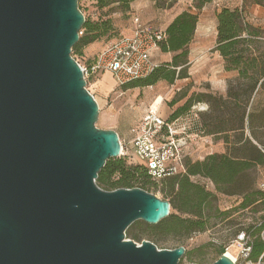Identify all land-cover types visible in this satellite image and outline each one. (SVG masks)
Segmentation results:
<instances>
[{
  "label": "water",
  "instance_id": "1",
  "mask_svg": "<svg viewBox=\"0 0 264 264\" xmlns=\"http://www.w3.org/2000/svg\"><path fill=\"white\" fill-rule=\"evenodd\" d=\"M79 0H0V264H178L185 247L125 239L155 225L168 200L96 183L121 155L115 130L72 56ZM212 264H234L222 253Z\"/></svg>",
  "mask_w": 264,
  "mask_h": 264
},
{
  "label": "trees",
  "instance_id": "2",
  "mask_svg": "<svg viewBox=\"0 0 264 264\" xmlns=\"http://www.w3.org/2000/svg\"><path fill=\"white\" fill-rule=\"evenodd\" d=\"M91 1L99 8L117 3L128 10L132 0ZM193 1L199 10L210 0ZM252 5L264 8V0H243L241 7H223L217 13L213 50L222 57L224 70L235 71L237 76L229 82L226 96L213 92L199 95L200 100L209 104L206 111L200 112L204 134L223 139L229 146L228 151L208 153L203 159L197 160L187 156L184 159L185 172L159 180L152 178L143 164L127 162L126 156L111 158L99 172L96 182L108 191L134 187L146 191L158 189L164 199L170 202L169 215L155 225L140 221L156 241L164 236L188 238L210 229L216 220L227 219L233 211H248L253 222L246 227L240 225L250 238L248 260L263 264L264 190L256 187L252 169L264 164V152L244 137L245 122L256 138L264 126V28L245 22L243 16L247 7ZM197 23L198 13L185 10L178 14L166 27V38L160 43V51L173 54L171 60L160 62L145 78L129 81L122 86L146 87L160 80L173 83L175 79L185 78L188 45L193 40ZM110 28L108 20L93 22L86 17L79 41L72 48V55H81L85 46L104 36ZM191 103V99L186 100L170 113L169 118L175 119L186 113ZM174 104L175 101L170 102L171 106ZM227 112L230 115L226 118ZM230 132L234 133L233 141H230ZM208 182L213 184V189H208ZM218 195L236 196L240 201L231 209L221 211L217 205ZM261 211L263 213L256 216ZM132 236L139 239L136 234L132 233ZM222 253L224 248L220 250L217 259ZM189 255L190 252L186 250L183 257Z\"/></svg>",
  "mask_w": 264,
  "mask_h": 264
},
{
  "label": "rangeland",
  "instance_id": "3",
  "mask_svg": "<svg viewBox=\"0 0 264 264\" xmlns=\"http://www.w3.org/2000/svg\"><path fill=\"white\" fill-rule=\"evenodd\" d=\"M242 3L243 0H210L198 10L195 7L196 2L193 0H132L129 9L125 10L122 5L117 3L99 8L91 0H79L78 5L85 18L87 17L93 22L108 20L111 25L110 30L104 36L85 46L81 55H72L81 66L87 68L94 63L97 55L106 45L130 34L135 16L140 17L144 22L165 28L173 16L181 11L188 10L198 13V32L188 45L185 78L175 79L173 83L160 80L152 86L124 88L112 77L104 80L101 72L89 73L85 76L86 87L94 96L99 107L96 127L104 130L117 129L123 133L125 129L128 130L132 127L143 111L152 104L159 105L161 103V115L167 117L188 99L192 100L190 109L198 103L206 104L209 107L206 101L199 99L201 93L213 92L226 96L229 82L236 78L237 73L225 71L222 57L213 50L217 33L216 15L223 7H241ZM257 9L260 12L253 11L251 16L246 9L243 14L244 21L264 28V8L258 7ZM172 55V53L170 56L159 55L158 59L161 63H166L171 60ZM172 101H175L173 106L170 105ZM228 114L229 112L225 114L226 118ZM229 135L230 141H233L234 133L230 132ZM257 136L258 138L252 134L248 123L245 122L244 137L250 139L264 152V126L258 131ZM228 147L223 139L213 137L212 145L207 151L223 153L228 151ZM130 152L129 149L126 155L127 162L138 163ZM193 153L190 156L193 160L203 159L206 155L198 158L197 156L201 152L197 148L193 150ZM252 172L256 177V187L264 190V164L256 165ZM196 180L198 179L196 178ZM200 181L203 182L201 179ZM208 187V189H213L210 185ZM148 192L164 199V195L158 189L151 188ZM239 201L236 196L218 195L217 205L221 211H224L236 206ZM171 212L177 213L174 210ZM261 213L263 211L258 212L256 216ZM140 221L134 222L126 230L125 239L133 240L137 244H141L142 240H148L153 242L158 249L184 246L190 255L182 257L178 264H212L222 248H224V252H230L237 258V264H245V261L239 256V248L234 240L236 234L245 232L240 225L246 227L253 222L252 215L248 211L243 213L233 211L227 219L216 220L210 229L184 239L164 236L156 241L151 237L150 230ZM132 233L136 234L139 239L133 238Z\"/></svg>",
  "mask_w": 264,
  "mask_h": 264
},
{
  "label": "built area",
  "instance_id": "4",
  "mask_svg": "<svg viewBox=\"0 0 264 264\" xmlns=\"http://www.w3.org/2000/svg\"><path fill=\"white\" fill-rule=\"evenodd\" d=\"M165 38V28L135 16L129 35L106 45L89 68L80 66L85 76L109 72L119 85H124L145 78L159 66L160 61L155 54L160 51V43ZM160 106L161 103L156 107L153 104L148 106L130 128V140L120 141V157L126 156L130 149L137 162L143 164L148 174L157 180L185 172L184 159L191 156L195 148L200 150V156L212 153L207 151L212 138L204 134L200 120V112L208 109L206 104L198 103L175 119L163 117ZM234 241L245 264H259L248 260L251 247L245 232L238 233ZM232 261L237 264L236 257Z\"/></svg>",
  "mask_w": 264,
  "mask_h": 264
},
{
  "label": "crops",
  "instance_id": "5",
  "mask_svg": "<svg viewBox=\"0 0 264 264\" xmlns=\"http://www.w3.org/2000/svg\"><path fill=\"white\" fill-rule=\"evenodd\" d=\"M263 8V7H260V6H256V5H252V6H250V8L249 7H247V9H248V13H249V15L251 16V14L253 13V11H258V12H260V10L259 9H257V8ZM185 11V10H184ZM186 11H188V10H186ZM181 12H183V11H181ZM181 12H179V13H177V14H175L174 16H173V18L169 21V23L166 25V27L172 22V20L178 15V14H180ZM166 27H165V29H166ZM198 32V23H197V26H196V30H195V34ZM195 34H194V37L193 38H195ZM191 43V42H190ZM159 55H163V56H170L171 55V53H163L162 51H159V52H157L156 54H155V58L156 59H158V57H159ZM159 60V59H158ZM102 73V75H103V79L104 80H107L108 78H111L112 77V75H111V73H109V72H101ZM113 78V77H112ZM114 79V78H113ZM140 118V117H139ZM138 118V119H139ZM131 128V127H130ZM130 128L128 129V130H126L125 129V131H123V133H121L119 130H117V129H114L117 133H118V135H119V139H121L120 141H124V142H128L129 140H130V133H129V130H130ZM123 134V135H122ZM192 154H194L193 152H192ZM198 156H200V155H198ZM197 156V157H198ZM202 156H204V155H202ZM201 157V156H200ZM199 157V158H200ZM210 186L211 187H213V184L210 182ZM237 235V234H236ZM235 238H236V236H235ZM229 249V248H228ZM232 255V254H231ZM233 257H235L234 255H232ZM259 263V262H258ZM260 264V263H259ZM264 264V263H263Z\"/></svg>",
  "mask_w": 264,
  "mask_h": 264
},
{
  "label": "bare ground",
  "instance_id": "6",
  "mask_svg": "<svg viewBox=\"0 0 264 264\" xmlns=\"http://www.w3.org/2000/svg\"><path fill=\"white\" fill-rule=\"evenodd\" d=\"M153 106L156 107L157 105H153ZM226 254H227L231 259H235V257H233V256L231 255L230 252H226Z\"/></svg>",
  "mask_w": 264,
  "mask_h": 264
}]
</instances>
